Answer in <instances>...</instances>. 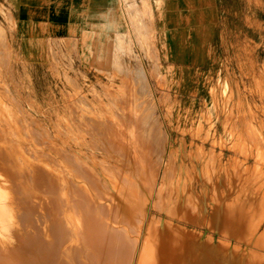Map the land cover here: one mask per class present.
<instances>
[{
    "label": "rangeland",
    "instance_id": "374dc122",
    "mask_svg": "<svg viewBox=\"0 0 264 264\" xmlns=\"http://www.w3.org/2000/svg\"><path fill=\"white\" fill-rule=\"evenodd\" d=\"M261 1L258 26L253 35L245 26L244 51L237 54L238 69L233 74L224 68L194 73L157 67V54L150 44L153 37L139 35L137 24L130 20L126 35L117 33L97 40L86 33L71 40L41 38L33 42V47L28 43L18 46V40L12 37V21L0 1V144L7 141L14 155L13 167L6 168L17 170L25 160L50 169L51 162L58 164L63 159L64 139L70 134L74 140L82 139L85 162L101 170L103 166L99 165L105 156L97 147L102 140L108 143L109 133L104 129L109 120L118 119L125 128L137 121L133 130L141 135L142 157L127 155L126 169L123 167L119 175H133L131 169L143 166L153 178L157 203L149 207L142 228L144 233L148 228L147 248L153 250L148 256H156L155 242L165 229L178 237L187 231L195 233L194 240L200 244L208 241L222 250L230 248L248 264H264ZM217 55L221 60L227 57L225 53ZM230 76L238 78L237 83H227ZM125 112L129 115H123ZM93 152L94 158H89ZM1 169L0 192L7 194V201L9 182ZM197 172L207 186L208 216L204 222L197 214V204L193 206V222L184 214L186 205L179 203L184 199L191 205L194 194L200 193ZM145 188L140 192L142 202L148 193ZM150 241L154 245L151 249ZM4 260L0 256V261Z\"/></svg>",
    "mask_w": 264,
    "mask_h": 264
},
{
    "label": "bare ground",
    "instance_id": "6f19581e",
    "mask_svg": "<svg viewBox=\"0 0 264 264\" xmlns=\"http://www.w3.org/2000/svg\"><path fill=\"white\" fill-rule=\"evenodd\" d=\"M123 115L129 114L125 112ZM66 123L64 124L67 125ZM136 123L139 122L131 123V126L125 128L118 119L109 120L107 128L104 129L109 133L108 143L105 144L102 140L97 147L105 156L101 164L98 157H95L99 166H103L98 171L85 162L82 139L74 140L70 134L65 139L62 137L64 135L60 136L65 140L62 148L63 159L58 164L51 162L50 169L43 168L37 162L24 160L21 168L16 166L17 170H9L6 166L13 167L14 164V155L11 152L13 147L7 145V141L6 145L0 144V166L9 182L8 189L11 193L6 201L4 198L7 194L0 192V256L5 258L0 264H149L150 261L151 264H248L243 256L236 255L230 248L222 250L211 246L208 241L198 243L193 237L195 233L191 235L187 231L178 237L176 232L167 234L165 229H161V238L156 239V256L152 255L153 261L152 256H148L151 251L147 248L148 228L145 233L142 228L149 207L157 203L158 194L152 191L153 178L147 175L142 165L138 168L132 167L133 169L129 167L133 170L129 171L133 175H119L123 167L126 169L124 164L127 155L133 158L142 157L144 145L140 144L141 135L135 134L133 130ZM70 125L67 128L71 131ZM78 132L82 133L79 130ZM38 134L36 137L41 136ZM20 147L24 148L21 145ZM50 149L53 151V148ZM26 152L25 154L30 153ZM43 153L41 152L42 155ZM41 154L35 155L40 157ZM94 156L93 152L89 158L93 159ZM41 158L43 159L42 156ZM51 158H47L48 161ZM129 164L131 166L133 163ZM195 178L200 184V193L194 194L191 205L184 199H180L179 203L183 204L182 207L186 205L184 214L190 221H193V206L197 204V214L200 221L204 222L208 216L207 186L203 175L197 172ZM145 186L148 193L142 202L140 192ZM151 245L152 242L150 249L154 246Z\"/></svg>",
    "mask_w": 264,
    "mask_h": 264
},
{
    "label": "crops",
    "instance_id": "0c3cea01",
    "mask_svg": "<svg viewBox=\"0 0 264 264\" xmlns=\"http://www.w3.org/2000/svg\"><path fill=\"white\" fill-rule=\"evenodd\" d=\"M12 21L18 46L41 38L66 39L89 34L115 36L137 24L147 36L161 69L224 68L234 73L243 53L245 26L256 30L261 0H0ZM246 24V25H245ZM251 27V28H250ZM33 48H30L31 51ZM33 51V50H32ZM225 53L221 60L217 54ZM227 83H237L230 76Z\"/></svg>",
    "mask_w": 264,
    "mask_h": 264
}]
</instances>
